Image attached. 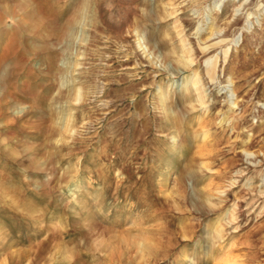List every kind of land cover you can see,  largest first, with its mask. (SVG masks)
Masks as SVG:
<instances>
[{
	"label": "rangeland",
	"instance_id": "374dc122",
	"mask_svg": "<svg viewBox=\"0 0 264 264\" xmlns=\"http://www.w3.org/2000/svg\"><path fill=\"white\" fill-rule=\"evenodd\" d=\"M228 261L264 264V0H0V264Z\"/></svg>",
	"mask_w": 264,
	"mask_h": 264
},
{
	"label": "bare ground",
	"instance_id": "6f19581e",
	"mask_svg": "<svg viewBox=\"0 0 264 264\" xmlns=\"http://www.w3.org/2000/svg\"><path fill=\"white\" fill-rule=\"evenodd\" d=\"M27 9H29V8H27ZM213 27H214V25H213ZM218 27H220V26H218ZM209 28H211V27H209ZM212 32H213V30L210 29V34H212ZM186 40H187V38H186ZM182 42H184V40H182ZM184 45L185 44H182V47H184ZM186 48H188V47H186ZM186 48L183 49V51H182L183 53H185V55L189 54L191 52L189 49H186ZM178 62L181 64V70L183 71L182 73H185V72L189 71V74H187V75L182 74V79H181V82H180L181 87L184 88L183 92H185V94H186L188 104L190 105V107L192 109H195L197 105L203 106V107H207V106H205V104L207 102V98H206L207 94L204 93L205 92V89H204L205 85H204V83L202 81V74H201L200 70L196 66L193 65L194 64L193 63L194 62V57H192V55H187L185 57H181L178 60ZM204 73H205L206 77L210 81H212L214 79V75H215V62H214L213 65L208 66L207 68H205ZM157 87H159V86H157ZM232 104H235V102H232ZM204 111L206 112V111H208V109L204 108ZM199 123H200V121H199ZM205 136L206 135L204 134L203 135V139L205 138ZM227 214H228L227 212H225V213L218 212L217 216H216L217 218L213 222H211L210 224H207V227L211 226V225L213 227H215V236H217V237H219V234L221 232V230L218 229V226L220 225L222 219ZM228 263L229 264H238L235 261H228Z\"/></svg>",
	"mask_w": 264,
	"mask_h": 264
}]
</instances>
